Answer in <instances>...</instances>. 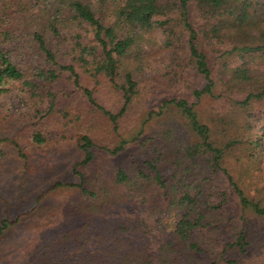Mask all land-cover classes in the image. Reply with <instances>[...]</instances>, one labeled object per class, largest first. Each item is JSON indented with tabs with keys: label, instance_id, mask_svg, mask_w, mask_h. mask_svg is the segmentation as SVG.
Returning <instances> with one entry per match:
<instances>
[{
	"label": "rangeland",
	"instance_id": "1",
	"mask_svg": "<svg viewBox=\"0 0 264 264\" xmlns=\"http://www.w3.org/2000/svg\"><path fill=\"white\" fill-rule=\"evenodd\" d=\"M4 1L11 29L16 18L27 15L31 2ZM15 35L14 46L31 49L30 37L19 32ZM155 35L161 44V33ZM145 48L149 58L148 67L139 73L141 94L119 119L117 131L72 81L47 85L36 95L6 87L7 92L0 96V129L5 128L0 132V227L4 220L10 226L0 233V264H72L81 258L89 260L90 254L107 260L112 252L117 253L119 239L124 247L118 253L127 252L128 245L139 247L144 240L150 251H155L163 241L156 223L171 231L180 222L185 214L178 207L184 195L179 182L183 176L174 177L173 154L196 137L180 111L162 107V100L189 93L181 82L171 88V78L166 77L170 71L167 52L160 45L153 51ZM15 56L11 58L19 62ZM21 59L25 61V57ZM239 62L236 57L229 65ZM83 86L96 89L95 97L107 111L119 113L121 96L111 87H100L90 79ZM1 89H5L2 79ZM49 92L57 100L52 111ZM225 107V102L212 100L200 105L198 112L207 122L213 110L222 113ZM35 132L46 139L44 146L32 141ZM84 137L93 141V160L77 167L86 157L81 149ZM123 142L122 149L116 151ZM251 153L257 156L255 160L250 159ZM232 155V164L237 165L235 177L242 173L248 197L264 206V141L260 149L242 145ZM119 167L130 175L131 183L116 182ZM247 169L250 172L246 173ZM158 171L164 185L155 180ZM199 178H186L191 186L187 191L199 197L196 210L205 216L196 237L204 241L206 254L198 253V257L205 262L217 259L219 264H264V217L243 208L226 179L210 178L199 187L202 175ZM58 183L63 186L53 190ZM83 183L93 196L71 186ZM97 208H102L101 212ZM17 220L16 225L11 224ZM128 224H144V240L137 233L123 232L122 225ZM242 234L247 237V252L236 246Z\"/></svg>",
	"mask_w": 264,
	"mask_h": 264
},
{
	"label": "trees",
	"instance_id": "2",
	"mask_svg": "<svg viewBox=\"0 0 264 264\" xmlns=\"http://www.w3.org/2000/svg\"><path fill=\"white\" fill-rule=\"evenodd\" d=\"M29 2L31 9L27 15L16 18V25L9 29V7L0 0V79L5 87L0 90V96L7 92V86L36 95L47 85L72 81L77 90L84 92L89 105L108 117L117 131L119 119L141 94L139 73L148 67L149 58L144 54L145 47L153 51L155 45H160L170 57L166 77L171 78V88L181 82L189 93L185 97L162 100V107L173 106L180 111L196 137L195 141H186L176 151L177 155L173 154L174 177L177 179L179 174L185 177V181L183 177L182 182L179 181L184 195L178 207L185 210L180 222L177 221L171 231L166 225L156 223L155 230L161 233L163 241L155 251H150V245L143 239L144 224L122 225L123 232L139 234L144 243H139V247L128 245L127 252L118 253L124 247L119 239L117 253L112 252L107 260L95 259V254H90L89 260L81 258L72 264H219L217 259L205 262L198 257V253L206 254L204 241L196 237L197 231L204 227L205 216L196 210L199 197L187 191L191 186L187 185L186 178L200 179L202 175L199 187L210 178H224L243 208L264 217V206L248 197L241 182L243 174L235 177L237 165L231 160L242 145L255 150L260 149L264 141V4L261 0ZM17 32L31 38V49L13 45ZM157 32L163 38L161 44L157 42ZM31 51L39 57L35 58ZM13 55L20 61L12 59ZM236 57L240 59L239 64L230 66L229 60ZM87 79L94 80L100 87H111L121 96L123 105L118 114L107 111L98 102L96 89L83 86ZM49 94L52 111L57 100L56 95ZM212 100L225 102V112L213 110V117L210 115L206 122L198 107ZM32 141L40 147L47 142L41 132H35ZM83 141L81 149L86 157L77 167L93 160V141L89 137H84ZM124 143L116 151H120ZM250 155L252 160L257 158L254 153ZM155 180L164 185L159 171ZM116 182L131 183L130 175L122 167L118 168ZM61 186L58 183L52 189ZM71 186L84 195L93 196L84 183ZM95 210L101 212L102 208ZM9 226L6 220L2 221L0 233ZM246 240L242 234L236 244L241 252H247Z\"/></svg>",
	"mask_w": 264,
	"mask_h": 264
}]
</instances>
